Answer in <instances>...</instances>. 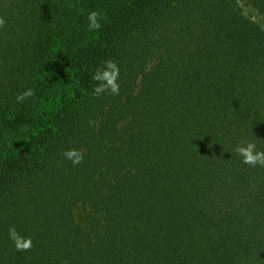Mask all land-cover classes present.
<instances>
[{
    "label": "trees",
    "instance_id": "1",
    "mask_svg": "<svg viewBox=\"0 0 264 264\" xmlns=\"http://www.w3.org/2000/svg\"><path fill=\"white\" fill-rule=\"evenodd\" d=\"M0 17V264H264V167L234 151H264V0H0ZM109 59L120 93L95 97Z\"/></svg>",
    "mask_w": 264,
    "mask_h": 264
},
{
    "label": "clouds",
    "instance_id": "2",
    "mask_svg": "<svg viewBox=\"0 0 264 264\" xmlns=\"http://www.w3.org/2000/svg\"><path fill=\"white\" fill-rule=\"evenodd\" d=\"M87 28L90 32H98L101 29V20L103 19L99 11L93 10L87 14ZM6 20L0 17V28H3ZM120 77V68L116 61L109 59L102 61L101 66L97 67L91 79L96 83L92 89V95L99 97L102 93L110 95H119L120 84L118 83ZM35 91L28 88L15 97L16 103H23L25 100L34 97ZM234 151L241 158V163L255 167L257 165L264 167V151L257 149V144L253 141L242 140L238 143ZM62 156L71 161L73 166L83 163V152L79 149H67L62 152ZM8 237L12 241L16 251L24 252L30 251L33 247L32 238L22 236L16 231L14 226H9ZM67 264V262H65Z\"/></svg>",
    "mask_w": 264,
    "mask_h": 264
},
{
    "label": "rangeland",
    "instance_id": "3",
    "mask_svg": "<svg viewBox=\"0 0 264 264\" xmlns=\"http://www.w3.org/2000/svg\"><path fill=\"white\" fill-rule=\"evenodd\" d=\"M244 10H245V12H246L247 14H252V15H253V12H252L251 9H249V8H247V7H244ZM252 17H254V18L256 19L255 15H253ZM258 21H260V23L262 24V21H261V20L258 19ZM158 59H159V57L155 59V61H154L153 64H156V63L158 62ZM77 218H78V221H79V222H82V215H81V213H78V214H77Z\"/></svg>",
    "mask_w": 264,
    "mask_h": 264
}]
</instances>
